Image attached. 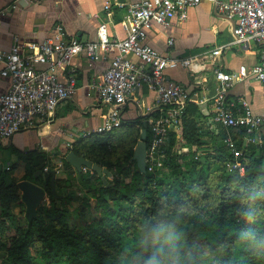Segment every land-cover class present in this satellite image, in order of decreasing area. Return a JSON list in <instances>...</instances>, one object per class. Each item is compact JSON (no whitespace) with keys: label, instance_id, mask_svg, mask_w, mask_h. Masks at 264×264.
Returning a JSON list of instances; mask_svg holds the SVG:
<instances>
[{"label":"trees","instance_id":"trees-1","mask_svg":"<svg viewBox=\"0 0 264 264\" xmlns=\"http://www.w3.org/2000/svg\"><path fill=\"white\" fill-rule=\"evenodd\" d=\"M198 116L197 105L186 102L179 142L170 128L150 169L132 158L138 116L79 136L70 149L106 167L111 178L102 181L87 167L74 171L61 156L64 175L54 177L55 193L51 169L42 170L49 157L25 155L43 164L27 167L22 179L39 184L48 198L30 220L16 182H6L0 170V264H264V145L243 143L240 127L233 136L242 170L228 168L234 158L224 129L213 134ZM36 169L44 176H34ZM14 217L22 220L12 225Z\"/></svg>","mask_w":264,"mask_h":264},{"label":"built area","instance_id":"built-area-1","mask_svg":"<svg viewBox=\"0 0 264 264\" xmlns=\"http://www.w3.org/2000/svg\"><path fill=\"white\" fill-rule=\"evenodd\" d=\"M201 1L210 2L216 12L231 23V38L210 49L207 52L209 57L220 54L230 45L245 48L251 41L258 45V59L251 67L240 64L231 71L213 68L212 119L222 125L223 142L234 158L227 167L241 171L242 164L238 158L242 152L235 147L233 135L241 127L244 129L242 142H254L253 131L264 119V113L253 112L247 101L240 97L236 104L226 97V90L231 82L250 76L260 81L264 100V0H137L125 7L124 20L130 27L127 29L123 25L121 38L109 37L105 20L98 23L96 39L92 41H80L75 36L64 37L59 25L57 33L41 41H19L15 38L8 50H0V76L9 79L7 88L0 92V140L22 128L51 121L57 103L70 98L75 91L76 77L71 59L80 51L83 50L90 60L99 58L104 52L112 53L101 77L86 84L87 93H95L98 101L107 105L101 122L93 131H106L121 122L122 106L132 97L134 89L142 85L152 89L157 115L147 119L150 140L146 144L144 158L150 169L159 156L156 154L158 147L164 144L168 130L177 124L186 102L199 103L203 99L192 95L181 82L165 78L166 68L179 65L194 70L200 56L163 53L144 42L145 32L152 23L165 26L173 19L184 20L188 7ZM10 6L15 5L12 3ZM109 7L110 3L105 0L103 9L106 14ZM171 43L172 38L169 37L167 44ZM128 54L137 61L128 58ZM62 70L65 73L60 78ZM46 169L44 166L43 170Z\"/></svg>","mask_w":264,"mask_h":264},{"label":"crops","instance_id":"crops-1","mask_svg":"<svg viewBox=\"0 0 264 264\" xmlns=\"http://www.w3.org/2000/svg\"><path fill=\"white\" fill-rule=\"evenodd\" d=\"M104 1L0 0V50H8L15 38L19 41H41L57 33L58 25L64 37L75 36L80 41H92L96 39L98 23L104 20L109 37L121 38L124 35L123 25L127 29L130 27L129 22L124 20L125 7L137 0L114 1L110 4L108 14L103 9ZM12 3L14 7L10 6ZM230 29L229 20L217 13L210 2L201 1L188 7L184 20L173 19L165 26L152 23L146 29L144 37L146 44L163 53L175 56H200L199 63L194 64V70L179 65L166 68L165 78L181 82L192 95L203 99L199 103L193 101L200 112L196 120L200 124L205 123L213 134L217 133L219 127L223 128L212 119L214 107L210 97L215 91L213 68L231 71L236 70L240 64L249 68L258 59V45L252 41L245 48L230 45L223 48L220 54L210 57L207 55L210 49L226 43L231 38ZM169 37L172 38L170 45L167 44ZM111 55L112 53L104 52L99 58L90 60L83 50L80 51L71 59L75 69V91L70 98L57 103L51 121L31 128H22L7 139L0 140V170L5 174L6 182L9 178L15 182L21 179L25 169L35 163L37 167L43 164L37 163L35 158L25 157L36 151H42L49 157V162L43 164L42 170L44 166L47 167L44 171L52 169L50 162H58V159L60 161V157H64L62 153L70 149L75 139L93 131L101 122L107 105L99 102L95 93L88 94L86 84L101 77ZM127 56L137 61L133 55ZM64 73L65 70H62L60 78ZM8 83V77L0 76V92L7 88ZM226 97L233 99L236 104V99L240 97L247 101L253 112L264 113L262 85L253 77L231 82L227 87ZM153 106V90L142 85L134 89L132 97L122 106L121 118L132 120L138 116L147 123V119L154 116L149 113L157 112ZM171 128L176 131L175 137L178 141L179 125H173ZM253 136L256 147L264 145V119L253 131ZM241 140L244 142L243 137ZM185 148L181 146L180 150ZM54 171L56 176L63 174L59 168H55ZM13 206L18 207L12 204V211Z\"/></svg>","mask_w":264,"mask_h":264},{"label":"water","instance_id":"water-1","mask_svg":"<svg viewBox=\"0 0 264 264\" xmlns=\"http://www.w3.org/2000/svg\"><path fill=\"white\" fill-rule=\"evenodd\" d=\"M114 1L122 2L123 0H108L110 4H113ZM145 121H142V126L139 128V138L136 141V144L133 147L132 158L135 159V163L139 169H143L144 167V158L146 154V142H145ZM65 151V150H64ZM64 159L71 164L75 170L79 171L82 166L89 168L91 171L100 174L102 181H105V174L109 175L110 171L104 167L100 166L96 162H91L85 157L76 154L71 149L65 151ZM264 163V158H263ZM54 173L55 171L51 169L49 171V184L52 193H55L54 188ZM36 174H40L42 177L44 176V172L36 169L34 172V176ZM6 178V177H5ZM16 186L20 190V199L24 203V216L27 220H30L33 216H35L36 207L43 199L45 192L43 187L35 182L28 179H19L16 181Z\"/></svg>","mask_w":264,"mask_h":264},{"label":"rangeland","instance_id":"rangeland-1","mask_svg":"<svg viewBox=\"0 0 264 264\" xmlns=\"http://www.w3.org/2000/svg\"><path fill=\"white\" fill-rule=\"evenodd\" d=\"M57 158H58V156H57ZM56 160H57V159H56ZM49 165H50V167H51L53 170H55V168H59V171H61V173H62V171H63V166H62V164H61V160L59 161V159H58V162H51ZM72 168L74 169L73 166H72ZM74 171H75V169H74ZM63 175H64V172H63V174H61V176H63ZM54 177H56V175H54ZM105 177H106L107 179H110V178H111V174H109V175H106V174H105ZM61 191H65V187H61ZM73 203H74V202H73ZM75 203H76V202H75ZM75 203H74L73 205H75ZM39 204H42V205H47V204H48V198H47V195H44L43 199L40 201ZM39 204H38V205H39ZM17 208L19 209V207H15V206H13V212H14V213L18 211ZM20 208H22V207L20 206ZM91 213L95 214L96 212H95V211H92ZM69 219H70L71 222H72V221H73V222L76 221V220H77V216H76V214H75L74 212L70 211ZM21 220H22L21 218H20V219H17V218L14 217V218L12 219L11 224L14 225V224H16V223H19Z\"/></svg>","mask_w":264,"mask_h":264}]
</instances>
